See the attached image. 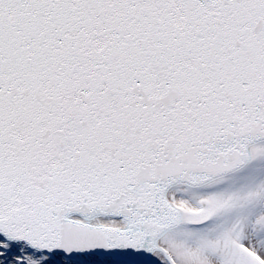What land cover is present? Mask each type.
I'll return each mask as SVG.
<instances>
[{
	"label": "snow or ice",
	"instance_id": "1",
	"mask_svg": "<svg viewBox=\"0 0 264 264\" xmlns=\"http://www.w3.org/2000/svg\"><path fill=\"white\" fill-rule=\"evenodd\" d=\"M0 264H264V0H0Z\"/></svg>",
	"mask_w": 264,
	"mask_h": 264
}]
</instances>
